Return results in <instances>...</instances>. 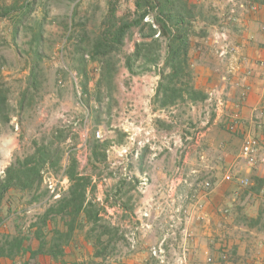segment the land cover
Returning a JSON list of instances; mask_svg holds the SVG:
<instances>
[{"label":"rangeland","instance_id":"rangeland-1","mask_svg":"<svg viewBox=\"0 0 264 264\" xmlns=\"http://www.w3.org/2000/svg\"><path fill=\"white\" fill-rule=\"evenodd\" d=\"M217 1L219 0L192 1L196 4L197 19L194 25L198 33L192 36L190 48L192 84L195 88L196 84L201 83L199 74H196L200 70V63L197 60H200V56L206 51L208 44L204 40L213 36L210 29L219 19L215 14V11L219 10ZM110 8L115 10L118 17H122L130 15L135 10V4L134 0H45V2L34 0L33 8L26 17H21L17 24L12 23V32L0 30V87L6 90L8 99L6 108L0 112V177L5 176V171L11 164L19 167L20 162L31 156L40 146H46L49 153H55L50 164L42 169L39 185L36 184L32 189L27 190L12 187L1 197L2 242L3 239L6 240L3 235H8L10 238L21 237L26 246L38 249L40 246L45 250L58 247V241L63 238L57 231L65 233L66 226L59 221L60 215L55 212L57 208L54 206L62 196L68 194L70 181L67 170L72 158L77 160L78 172L95 176L96 180L93 185L91 184L89 197L98 202L100 197L106 205V198L119 201L122 197L123 191L119 183L126 182L123 180L126 172L142 165L152 167L156 163L158 154L169 150L167 146L158 144L160 143L158 135L153 137L154 134L145 121L146 113L143 105L135 103L134 89L145 84L149 76L153 84L147 86L153 88V92L156 93L161 79L160 68L164 61H160L158 65L139 61L134 64L132 71L129 70L126 58L134 52L135 43L142 39L138 29H131L124 37L125 40L123 39L106 59L104 57L91 59L95 44L109 27L107 22ZM66 38L67 41L63 43ZM71 38L74 41L79 39V43L83 44L76 56L72 55V45L68 44ZM210 47L212 49V46ZM228 81V77L222 75L221 86L218 84L213 89L221 90ZM196 89L203 93L199 88ZM131 92L134 97L129 95ZM208 92L202 100L188 98L174 104L177 107L176 120H174L176 125L182 124L189 111H193L199 117V108L204 100L207 102L206 115L209 119H219L218 122L229 123V119H226L227 108L224 107L218 117L214 107L208 102ZM221 92L226 100L227 94L222 90ZM200 100L203 102L201 103ZM157 107L159 106L156 103L152 108L164 109L166 114L170 111L168 107ZM163 123L167 124V122ZM115 128H122L126 132L124 130H122L124 132H114ZM99 130L102 134L101 138L95 136ZM106 136L107 138H104ZM113 138L117 139L118 143L127 142L117 145L112 143ZM106 141H111L107 147ZM7 142L8 153L4 158ZM178 148L177 163L173 170L175 172L168 181L166 193L168 204L174 206L175 212L179 215L180 221L176 223L183 222L180 228L183 232L185 225L181 214L188 207L182 202L180 195L186 193V187H193L194 201L198 200L197 195L203 196L204 193H208L213 187V182L211 175L201 176L198 170L190 169L191 152L184 149L183 142ZM143 154L146 159L142 163L140 159ZM205 161L207 157L204 154L198 156V164ZM244 164L249 166L240 157L239 151L222 171L226 173L228 170L236 169L238 176L241 177L239 173ZM251 168L254 169L249 184L231 182L226 186L224 199L229 201L221 212L225 219L231 220V224H244L264 232V165ZM132 176L133 179L130 180L137 181L136 176L134 174ZM207 182L210 185L209 191H205L203 187ZM51 185L55 189L54 192L51 191ZM161 207V213H164L162 212L164 204ZM50 209H54V212H50ZM145 212H148L149 216H144ZM47 213L49 215H46ZM150 213L151 208L144 209L140 222L132 223L131 228H128L131 231L125 235L123 230L127 228L121 226L117 213L115 215L118 220H111L105 217L106 212L103 210L102 217L105 220L102 224L114 230L110 237L112 242L105 256L99 257V264L121 261L126 246L130 251L136 249L140 244L136 232L151 231L153 228L154 223ZM174 225L172 223L168 228L163 225L161 229L168 232L167 229H175L172 228ZM90 226L91 223L84 222L83 228H76L77 234L80 233L82 236ZM99 232V230L94 231V238ZM212 235L214 236L213 233ZM65 240L69 239L65 238L62 242ZM166 240L168 239L163 240L162 245ZM217 242L222 241H214L213 249H216ZM159 244L162 246L161 243ZM210 248L206 260L208 263L214 261ZM218 249L221 252L218 259L220 264H228L233 257L231 250L221 244L218 245ZM153 252L154 248L151 249L152 259L160 264L169 261L183 263L187 258L184 249L174 256L172 254L168 256L163 251L161 254L157 251L155 255ZM24 256H18L20 264ZM30 258V264L37 263V258L33 259L32 255ZM8 259L3 257L5 262L11 261ZM1 261L2 259L0 263Z\"/></svg>","mask_w":264,"mask_h":264},{"label":"crops","instance_id":"crops-1","mask_svg":"<svg viewBox=\"0 0 264 264\" xmlns=\"http://www.w3.org/2000/svg\"><path fill=\"white\" fill-rule=\"evenodd\" d=\"M43 1L45 2V0ZM235 2L245 3L246 8L241 9L235 6ZM235 2L231 3L230 0L217 1L219 10L215 11V14L219 18L217 19L218 24L212 25L210 31L214 37L224 34L227 39L221 40L218 44H216L215 39H212L213 36L204 40L208 46L200 56V60H197L200 63V70L196 73L201 79V83L196 84V88L202 90L204 95L218 84L221 86L220 77L222 75L228 77V83L224 84L225 87L221 90L228 96L224 107L227 108L225 111L228 118L226 117V119H229V123L218 122L219 119H209L206 115L207 102L204 100L202 103L201 99L200 116L197 117L196 113L189 111L182 124L176 125V121L174 122L176 120V105L168 106V110L170 109L168 114L164 109L154 110L152 108L153 104L156 106V103L154 102L153 88L147 86L153 84L150 81V76L145 84L134 89L136 90L135 97L132 92L129 93L135 98L136 104L141 103L143 105L144 113H146L144 114L146 119H144L149 124L148 127L153 132V137L158 135L160 142L158 144L167 146L169 150L159 153L156 163L152 167L142 165L129 170L128 173L126 172L127 178H123L126 182L119 183L123 191L119 201L106 198V205H104L102 199L98 197L100 201L97 202L105 209V217L118 220L115 213L120 217L121 226L127 228L123 230L125 235L131 231L128 228H131L132 223L140 222L144 209L147 210L148 207L151 208L150 214L154 223L151 231L136 232L140 242L136 249L130 251L126 246L121 261L117 263L108 261L105 264H160L157 260L155 262L152 259V248L163 251L168 256H170L169 254L174 256L180 253L181 249H184L187 256L186 261L183 263L169 261L165 264H220L218 260L221 256L218 249L219 244L227 246L231 250L233 257L228 264H264V232L244 224H231V220L225 219L221 212L226 202L229 201V199L226 201L224 199L226 186L231 182L239 183L235 179L225 181L223 168L225 165H229L235 155L241 151L246 135L255 136L264 147V0H235ZM23 3L24 9L13 11L14 13L11 10V14L0 17V30L12 32V23L17 24L23 14L26 17L27 13L32 10L34 3V0H23L22 2L21 0H0V6L5 7ZM229 4L231 5L229 6ZM77 40L74 41L71 38L69 42L72 44L68 43L72 45V55L74 56L77 55L80 46L83 45L79 43V39ZM65 41L67 38L64 39L63 43ZM191 59L190 56V61ZM216 70L218 71L216 72ZM217 116L219 117V115ZM163 122H167V124ZM227 128L232 129V131ZM122 130L124 129L115 128L114 132L125 131ZM114 138L112 143L117 145H123L127 142L118 143L117 139ZM161 139L163 141H160ZM193 139L195 140L193 141ZM182 142L184 149L191 152L190 169L198 170L201 176L203 174L211 175L213 182L211 190L204 193L203 196L197 195L199 199L195 201L192 194L193 187L185 186L187 188L186 193L180 195L182 202L188 207L181 214L182 219L184 217L185 225L183 232L180 230L183 222L176 223L180 221L179 215L175 212V207L168 204V194L166 193L168 181L172 173L175 172L173 170L177 163L176 152ZM159 146L161 147V145ZM202 154L207 157V161L198 164V156ZM145 159L144 154L141 155L140 161L142 163ZM253 169L244 164L239 175L251 179ZM129 173L131 175H128ZM79 174L89 175L92 179V185L96 180L92 174H83L82 172ZM133 174L137 181L130 180L133 179ZM90 191L91 186L88 187L89 194ZM162 204H164L162 211L164 213H161ZM101 215L103 216L102 213ZM59 221H62L60 216ZM62 223L64 224L63 221ZM172 223L175 224L172 227L175 229H167L168 232L161 229V226L164 225L168 228ZM65 226L67 231L68 226ZM77 231L74 229L68 238L69 240L62 242L65 238L60 239L58 247H52L48 250L42 246L39 249L26 246L24 243L25 250L15 252L12 257L0 256V260L2 259L0 264H20L18 256L24 255L22 264H30L31 255L33 259L34 257L38 259L36 264H99V257L94 256L98 246L94 244V240L91 239L92 237L87 231L82 236L80 233L77 234ZM164 239L168 240L162 245ZM215 239L222 242H217L216 249H213L212 244L216 241ZM209 248L214 258L211 263L206 261L210 253ZM3 257L9 258L11 261H6V263Z\"/></svg>","mask_w":264,"mask_h":264},{"label":"trees","instance_id":"trees-1","mask_svg":"<svg viewBox=\"0 0 264 264\" xmlns=\"http://www.w3.org/2000/svg\"><path fill=\"white\" fill-rule=\"evenodd\" d=\"M134 4L135 10L130 15L122 17H118L115 10L110 8L108 22L106 21L109 27L95 44L91 59L103 57L106 59L122 43L128 32L137 28L142 39L135 43L134 52L126 58L129 70L132 71L134 64L139 61L144 64L158 65L164 60L160 68L161 79L156 89L154 102L163 108L188 98L204 99L205 95L192 84L190 67L192 36L198 34L194 25L197 19L196 4L189 0H134ZM24 6V3L13 4L10 7L0 6V17L11 14V10L12 13L22 10ZM148 15L153 17L155 26L144 21ZM156 34L159 35L156 36ZM7 100L6 90L0 87V112L6 108ZM105 144L107 147L109 141ZM54 157V152L49 153L46 146H40L31 156L21 161L19 167L13 164L7 167L5 176L0 177V199L12 187L27 190L32 189L36 184L39 185L42 169L50 164ZM67 177L70 181L68 194L62 196L54 207L57 208L55 212L60 215L68 229L65 233L57 232L62 238L68 239L74 229L84 227V222L91 223L87 232L94 240V244L98 246L94 256L103 257L112 242L110 237L114 229H108L102 224L105 219L101 213L105 209L88 196L91 177L79 174L75 158L71 159ZM50 210L54 212V209ZM253 222L255 223L256 220L254 219ZM96 230L100 232L94 238L93 233ZM105 236L108 238L106 239ZM3 237L6 240L3 239L2 242L0 239V256L12 257L15 252L26 249L21 237L11 236L10 238L8 235Z\"/></svg>","mask_w":264,"mask_h":264},{"label":"built area","instance_id":"built-area-1","mask_svg":"<svg viewBox=\"0 0 264 264\" xmlns=\"http://www.w3.org/2000/svg\"><path fill=\"white\" fill-rule=\"evenodd\" d=\"M231 3L235 2V0H230ZM235 6L241 8V9H245L246 5L243 2H235ZM145 22H150L154 25V20L153 17L148 15L145 17L144 19ZM155 26V25H154ZM159 34H156V36H158ZM226 35L222 34L220 36H217L215 38V42H220L221 40H226ZM87 57V56H86ZM226 77L224 76L223 79H225ZM208 102L214 107V110L217 112V114L219 115V112H221L224 109L225 106V99L222 96V92L219 89H212L210 92H208ZM95 136L97 138H101L102 134L101 131H97L95 133ZM240 157L244 159V161L250 166V167H254L257 165H264V147L260 144V141L253 135H246L244 140H243V144L241 147V151H240ZM236 179L240 184L242 185H247L249 184V178L248 177H239L237 170L236 169H231L228 170L225 174H224V180L226 181H232ZM209 183H205L203 185L204 190L205 191H209L210 187H209ZM51 191L54 192L55 189L53 188V186H50ZM144 216H149L148 212L144 213ZM158 253L161 254L160 250L154 249L153 254H157ZM223 256V255H222ZM225 258V256H223ZM221 264H227V263H221Z\"/></svg>","mask_w":264,"mask_h":264},{"label":"bare ground","instance_id":"bare-ground-1","mask_svg":"<svg viewBox=\"0 0 264 264\" xmlns=\"http://www.w3.org/2000/svg\"><path fill=\"white\" fill-rule=\"evenodd\" d=\"M7 153H8V142H7V149L3 153V157L4 158L6 157ZM1 164H2V161H1Z\"/></svg>","mask_w":264,"mask_h":264}]
</instances>
